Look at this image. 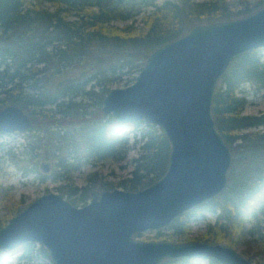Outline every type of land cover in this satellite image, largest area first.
<instances>
[{"label":"trees","instance_id":"trees-1","mask_svg":"<svg viewBox=\"0 0 264 264\" xmlns=\"http://www.w3.org/2000/svg\"><path fill=\"white\" fill-rule=\"evenodd\" d=\"M263 5L264 0H0V109L14 104L31 118L28 130L34 137L25 147L34 151L28 160L32 169L37 170L38 160L52 159L56 179L62 181L58 192L77 206L86 204L93 190L136 191L160 178L168 165L169 143L156 126L145 124L131 177L113 184L94 173L86 185L75 184L72 174L83 163L121 161L128 151V135L100 111L103 97L116 85L131 84L152 50L195 23L245 16ZM245 83L254 92L264 89L258 49L233 59L213 95L212 115L232 153L227 185L219 196L164 228L171 230L172 242L231 246L233 235L242 234L245 223L264 205V113L243 114L246 99L239 93ZM78 97L92 102H77ZM257 127L262 129L242 133ZM205 211L216 213L214 222L190 237L193 215L204 216ZM6 221L0 219V228ZM31 245L19 249L27 252ZM39 252L49 260L42 246Z\"/></svg>","mask_w":264,"mask_h":264},{"label":"water","instance_id":"water-1","mask_svg":"<svg viewBox=\"0 0 264 264\" xmlns=\"http://www.w3.org/2000/svg\"><path fill=\"white\" fill-rule=\"evenodd\" d=\"M264 48V5L245 16L195 23L180 37L152 50L134 81L112 87L100 111L124 128L136 122L158 128L169 143L164 174L129 191L93 190L86 204L46 192L0 228V251L41 245L52 264H163L192 259L216 264H254L233 247L202 241H143L185 212L219 196L228 182L232 153L217 130L212 100L233 59ZM29 115L8 104L0 132L27 131ZM40 168L47 172L48 162Z\"/></svg>","mask_w":264,"mask_h":264},{"label":"rangeland","instance_id":"rangeland-1","mask_svg":"<svg viewBox=\"0 0 264 264\" xmlns=\"http://www.w3.org/2000/svg\"><path fill=\"white\" fill-rule=\"evenodd\" d=\"M159 1L161 2L163 0ZM149 10L150 8L146 9V11ZM141 16L142 14L136 17V25H140L139 21ZM116 23L119 25L125 24V22ZM126 23H130V21ZM258 51L264 62V48H259ZM115 87H124V85L121 83ZM239 94L244 95L246 99L243 107L244 115H260L264 113V89L254 92V87L250 83H245L242 86V92ZM76 101L84 104L92 102L87 97H78ZM87 110L93 112L94 109L93 107H89ZM136 124L134 123L133 125L122 128L128 135V151L125 158L121 161L107 160L95 166L83 163L72 174L73 180L78 187L86 185L88 183L87 177L94 173H97L98 178H102L113 184L131 177V171L134 167L133 159L139 154L140 150L142 131L147 130L145 123ZM115 126H117L116 121ZM261 129L262 127L247 128L242 133ZM33 133L30 130L12 133L0 132V219L6 218L8 220L17 214L16 207L21 210L33 199L46 192H58V187L62 185V181L56 179L52 159L38 160L37 170L32 169L33 164L28 160L34 151L30 148L26 149L25 144L29 138L33 140ZM11 158H14L16 162L12 161ZM42 162H48L50 164L47 172H44L40 168ZM215 215L216 213L210 211H205L204 216L199 214L193 215L191 219L190 237L195 238L204 233L207 222H214ZM170 232L171 230L164 228L149 230L140 233L135 238L143 241H171L169 238ZM232 239L233 243L231 247L240 255L249 259L254 264H264V205L255 212L251 220L245 223L244 232L240 235H233ZM40 246L39 244L33 243L27 252H24L22 249L13 252L0 251V264L51 263L50 260L46 259L39 252ZM27 256H31L33 261L29 262ZM207 262H197V264H207Z\"/></svg>","mask_w":264,"mask_h":264}]
</instances>
